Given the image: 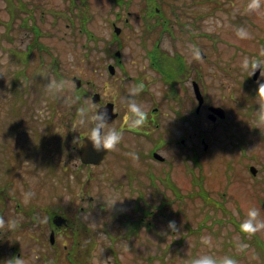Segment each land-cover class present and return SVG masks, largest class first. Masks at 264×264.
<instances>
[{"label":"rangeland","instance_id":"374dc122","mask_svg":"<svg viewBox=\"0 0 264 264\" xmlns=\"http://www.w3.org/2000/svg\"><path fill=\"white\" fill-rule=\"evenodd\" d=\"M25 1L33 8L35 22L42 31L39 40L49 51H43L41 57L37 51L30 53L27 65L14 59L12 51L25 50L35 32L18 25L19 21H14L8 29L7 0H0V164L7 156H11V162L4 160L9 166L16 161L18 164L12 183L5 189L6 194H2L4 210L0 205V218L6 223L14 220L18 226L15 229L0 228V264H9L12 252H16L11 249L15 240L20 245L24 264H70L62 245L64 236L57 235L53 247L47 242L38 243L35 237L46 226H38L33 220L29 223L37 213L29 215L30 209L52 208L53 202L64 204V207L56 206V213L62 215L67 208L70 217L79 213L81 206L94 210V219L101 230V245L111 244L114 251L112 255L102 246L94 264H191L192 259L201 255H210L217 260L228 256L238 264H262L258 261L260 256L255 244L249 243L252 235L242 233L239 225L251 207L260 209L264 219V148L250 140L251 127L240 121L244 115L238 110H248L245 113L247 120L264 119V115L249 111V105L262 102L258 95L252 94L259 83H264V71L253 79V72L242 67L244 58L264 60V4L252 11L247 7L250 0H162L166 17L181 20L196 33V42L185 39L188 33L181 32L176 21L173 26L176 39L171 40L168 33H163L160 44L168 51H191L192 54L194 50L199 51V57L195 54L194 57L198 70L201 71L200 65L205 69L202 84L199 83L205 103L196 119V151L200 161L195 172L197 175L200 171L205 173L202 191L205 187L206 196L223 202L229 213L224 214L222 209L206 202L200 195V186H195L197 195L174 201L172 208H165V215H154L149 206L147 213L135 211L141 205L138 203L134 208L136 199L140 200L135 198L134 189L127 186L125 190L130 198L115 188L110 173L113 153L99 165L81 164L78 157L79 139L93 126L90 119L82 121L78 110L88 107L90 117L99 104L111 101L113 89L140 70L144 64L143 51L152 46L158 35L157 31L147 36L143 34L145 23L140 14L143 0H130L128 11L118 5L111 8L109 0H88L86 11L90 18L86 26L91 35L82 29L76 14L73 21L64 17L70 0ZM113 22L120 27L119 33H115ZM29 25L32 26V21ZM240 28L247 30L248 38L237 36ZM116 50L121 53L117 59L113 55ZM110 62L115 65L114 74L107 70ZM40 63L44 69L45 64L56 66L60 79L49 71V79L40 83L33 76ZM20 67H24L25 72L17 82L13 81V72ZM73 76L81 79L82 92H86L80 100L74 97L77 87ZM61 81L64 82L62 90L54 92L49 88ZM246 86L253 91L249 92ZM95 91L101 96L96 104L91 99ZM243 94L251 96L253 102L246 101ZM208 104L222 106L226 111L225 118L210 121ZM190 105L186 102V110ZM116 125L110 122L108 127ZM252 128L264 136L262 128H257L255 123ZM201 131L208 143L207 149L203 148ZM242 135L245 141L241 143L238 141ZM39 140L45 142V148ZM170 151L164 149L161 154L170 158ZM249 164L256 166L255 175L250 173ZM3 165L5 169L0 166V182L7 177V165ZM156 166L167 167L168 163H156ZM177 166L178 162H175L173 179L186 193L192 182L183 176V166H180L182 172ZM9 181L4 179L0 189H4ZM25 184L39 194L30 196L27 204L25 191L29 190L25 189ZM9 193L13 196L9 197ZM166 193L173 198V193ZM88 194L94 196V200H86ZM151 199L154 197L148 184L149 205ZM117 208L132 216V222L138 227L137 233L126 234L131 228L119 222ZM209 217H215V222ZM224 217L223 223H217L216 218ZM169 222H174V232L168 227ZM108 233L112 239H108ZM257 234L264 240V230ZM205 237L212 238L211 245L204 243ZM241 244L247 245L243 251L239 247ZM78 251L77 246L72 250L76 261ZM83 264H87L86 261Z\"/></svg>","mask_w":264,"mask_h":264},{"label":"flooded vegetation","instance_id":"af4514ba","mask_svg":"<svg viewBox=\"0 0 264 264\" xmlns=\"http://www.w3.org/2000/svg\"><path fill=\"white\" fill-rule=\"evenodd\" d=\"M202 55L204 56L203 53ZM143 60L144 64H141L137 73L130 74L123 84L120 82V86L117 85L116 89H113L114 95L110 102L116 115L112 122L117 124L114 128L120 130L123 137L115 150H109L105 155L107 157L114 154L110 173L111 180L116 184L115 188L127 197H130L125 193L127 186L134 189L137 193L135 198L141 197L142 214L147 213L149 181L156 180L163 187V180L173 179L175 162H178L177 167L180 169L183 166V176L189 181L195 177L197 111L193 82L202 84L205 76V69L200 65L201 75L198 80L197 59L191 51H143ZM139 85H143L142 91L133 95L132 90ZM131 101L140 104L147 113L144 125L139 128L130 127L127 103ZM186 102L191 103L187 110ZM249 134L251 141L264 148L256 130L254 133L253 129H250ZM242 136L238 142L245 141V136ZM164 149L171 150L170 158L163 156L164 158L160 159L155 156V152L161 154ZM130 153H134L136 158L133 159ZM163 162H167L168 166H156V163ZM230 164L232 166L231 162ZM165 170L170 173L166 178L162 175ZM86 200H94V196L88 194ZM66 209L63 212L65 214ZM93 211L91 207L81 206L75 216L68 218L62 214L72 223L70 227L63 228L51 224L53 215L58 214L53 212V209L32 208L28 212L29 215L31 212L37 213L34 218H30L29 223L33 220L38 226H46L45 230L35 237L38 243L47 242L53 247L56 244V236L63 235L62 245L67 253L68 239L73 236L76 228V244L79 248L77 257L81 264L85 261L87 264H94L100 256L102 246L106 250L111 244L101 245V230L97 219H94ZM11 247L12 251L16 252H13L8 261L9 264H15L16 258H23L22 251L16 240ZM112 250L110 247L109 251L113 255Z\"/></svg>","mask_w":264,"mask_h":264},{"label":"trees","instance_id":"16d2710c","mask_svg":"<svg viewBox=\"0 0 264 264\" xmlns=\"http://www.w3.org/2000/svg\"><path fill=\"white\" fill-rule=\"evenodd\" d=\"M109 1L112 5L111 8L115 7V5H118L120 9H126L127 11L131 3L130 0H109ZM87 3H88V0H70L68 12H65L64 17H67L69 20L73 21L74 17L77 16L80 20V25H82V29H84L86 33L91 35L90 31H88L87 26H86L90 18V15H88L86 11L88 9ZM168 3L170 4V2ZM161 4H162V0H143V4L140 8L141 19L145 23L143 26V34L147 36L148 34L154 31H157V34H158L155 40L153 41L152 46L148 48V51H168L166 48L162 47L160 44V38L163 33H168L171 37V40L176 39V36L174 35V32H173V26L178 19L174 20V19H171L170 17H166L161 7L162 6ZM174 5L175 3L173 2L172 6ZM7 7H8V12H9V19L7 21L8 29L12 27V24L14 23V21H19L18 25L20 24V26L26 27L28 29H32V31L35 32L33 40L26 45L25 50L12 51L13 57L17 62H20L23 65L24 64L27 65L28 59L30 58V53L37 51L39 53V56L41 57V53L43 51H49L48 46L45 45L41 40H39V36L42 35V31L39 29V27L37 26L35 22V13L33 12V8L29 6L28 1L7 0ZM75 8H77L76 9L77 11L75 10ZM117 12L118 13H116V15L119 16L120 12L119 11ZM172 12L176 13L174 10ZM29 21L30 22L32 21V26L29 25ZM177 24H178V28L180 31L182 30L185 33H188V35L186 36L187 38L185 37V39L196 42V39H195L196 33L194 32L193 28L186 27V24L183 23L181 20L177 21ZM203 33L206 34L205 32ZM7 35L9 36V34ZM41 62L43 61L41 60ZM41 64L43 63H40L39 68L36 70V73L33 74V76L36 77L40 83H43L49 79V71L53 72L56 78L60 79L61 75L60 73L57 72L56 66H52L51 63L50 65L45 64L46 68L44 69L43 67H41ZM24 72H25L24 67H20V69L17 68L13 72L12 78L14 79L12 80L17 82V80L20 78L21 75L24 74ZM198 77H199V70H198ZM25 79H27V77H25ZM249 80H246V81H249ZM257 93L258 92H254L253 95ZM82 94H83L82 89H77L74 97L75 98L77 97V99L80 100V98L82 97ZM16 165H18L17 161L16 163L8 167V169L6 170V173L12 176L14 174ZM202 176L204 177V173L200 171L199 175L197 176V183L200 186L201 196L206 199L205 190L202 191V186H201V183L203 180ZM175 193L176 195H179L178 190H176ZM156 199H161L158 195V192L155 193V200ZM164 204H165V201H162L158 203L157 205L156 203H154L153 205H150L149 207L150 208L154 207L152 210L155 212L164 213L163 208L164 206H166ZM221 209L225 211V208L221 207ZM219 222H222V221L219 220ZM127 233L131 234L132 230L127 231ZM260 246L262 247V250L264 252V244L261 241H259V247ZM74 247H75L74 244L71 245V249H73ZM69 261L73 263L71 259H69Z\"/></svg>","mask_w":264,"mask_h":264},{"label":"clouds","instance_id":"9594fccd","mask_svg":"<svg viewBox=\"0 0 264 264\" xmlns=\"http://www.w3.org/2000/svg\"><path fill=\"white\" fill-rule=\"evenodd\" d=\"M264 4V0H250L247 5L249 10L256 11L260 9L261 5ZM237 36L241 39L248 38L249 33L246 29L240 28L237 30ZM195 56L199 57V51L194 50ZM242 67L245 71L256 72L264 71V60H252L249 61L248 58H244L242 62ZM64 87V82L53 83L49 85V88L55 91H60ZM143 85H139L132 90V94L136 95L142 91ZM260 97H264V83H259L257 90ZM127 109L129 112L130 127L139 128L144 125L147 117L146 111L142 106L134 101L127 103ZM82 121L84 119H90L92 127L88 132V142L91 144L94 151L101 152L105 150H114L122 141L123 133L114 127H108L110 114L107 110H96L89 117L88 107H81L79 110ZM135 159V154L130 153ZM33 195L32 193L25 194V203H28V198ZM7 227L9 229H15L18 225L14 220L8 221L7 223L3 218H0V228ZM168 227L171 230H175L174 222H169ZM239 229L242 233H247L253 235L257 232L264 230V219L261 218L260 209L256 207H251L247 210L246 218L239 225ZM204 243L211 245L212 238L205 237ZM240 249L243 251L247 248L246 244L239 245ZM15 264H24L21 258H16ZM191 264H238V262L232 257H223L220 260L213 258L210 255H201L197 258L191 260Z\"/></svg>","mask_w":264,"mask_h":264},{"label":"water","instance_id":"95a60500","mask_svg":"<svg viewBox=\"0 0 264 264\" xmlns=\"http://www.w3.org/2000/svg\"><path fill=\"white\" fill-rule=\"evenodd\" d=\"M115 31L118 33L120 31L119 27H115ZM117 54H119V52L117 51ZM110 72H114V67L112 64H109L108 66ZM259 70H257L256 72L253 73V77L256 78L259 74ZM74 80H76L77 84H80V79L74 77ZM194 90L198 99V106H197V111L199 110L201 104L203 103V96L200 93L198 84L196 82H194ZM93 101L96 102L99 99V95L97 93H95L92 97ZM211 110V113L208 114V117L212 120H214L216 118V114L223 118L225 115L224 109L221 108L220 106L214 107V106H210L209 107ZM98 110H107L110 114V118H109V122L114 118V116L116 115L115 113L112 112V105L110 103H106L103 106H100L98 108ZM205 148L207 147V145L205 144L204 146ZM108 150L105 151H101V152H97L94 151L91 144L88 142V136H84L81 139V143L79 146V157L80 160L84 163H99L102 158L104 157L105 153ZM250 170L252 171V173L256 172V169L254 168V166L250 167ZM54 223L56 224H60L62 222L65 221L64 218H62L61 216H55L54 218Z\"/></svg>","mask_w":264,"mask_h":264}]
</instances>
